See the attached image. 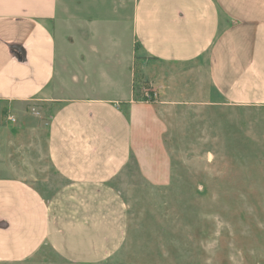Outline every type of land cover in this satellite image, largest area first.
<instances>
[{"label": "crops", "instance_id": "0c3cea01", "mask_svg": "<svg viewBox=\"0 0 264 264\" xmlns=\"http://www.w3.org/2000/svg\"><path fill=\"white\" fill-rule=\"evenodd\" d=\"M58 1L0 0V109L32 122L24 112L29 102L48 107L45 125L0 121V170L7 172L0 175V261L24 259L43 244L83 263L104 261L122 248L129 214L115 182L132 156L138 162L151 153L156 136L150 103L123 87L120 37H111L109 47L100 37L98 46H68L67 56L95 76L96 95L48 93L58 67L57 31L49 27ZM132 34L147 60L146 75L152 66H192L187 75L196 108L216 102L264 107V0H136ZM156 74L160 95L176 92L169 75ZM101 82L119 85L122 95L104 94ZM43 137L48 164L61 181L49 196L12 173L26 170L15 164ZM148 159L140 165L146 173Z\"/></svg>", "mask_w": 264, "mask_h": 264}, {"label": "rangeland", "instance_id": "374dc122", "mask_svg": "<svg viewBox=\"0 0 264 264\" xmlns=\"http://www.w3.org/2000/svg\"><path fill=\"white\" fill-rule=\"evenodd\" d=\"M135 2L59 0L58 15L49 24L57 31L59 57L48 93L52 88L60 98L96 95L95 76L67 56L68 46H98L100 37L109 47L111 37H120L123 87H131L135 100L150 103L157 118L151 153L138 162L132 156L115 182L129 214L122 248L104 261L83 263L43 244L24 259L0 264H264V107L216 102L212 108H196L192 75H187L192 66H152L146 75L147 60L132 34ZM163 71L173 80L171 96L155 88L154 75L161 79ZM100 84L104 94L122 95L119 85ZM42 103L37 99L24 107L34 122L17 115L11 122L2 107L1 125H45L48 107ZM37 144L15 164L26 170L12 173L31 179L49 196L61 181L46 159L44 137ZM144 157L149 158L148 173L140 166Z\"/></svg>", "mask_w": 264, "mask_h": 264}, {"label": "built area", "instance_id": "2783aa9c", "mask_svg": "<svg viewBox=\"0 0 264 264\" xmlns=\"http://www.w3.org/2000/svg\"><path fill=\"white\" fill-rule=\"evenodd\" d=\"M7 120H9V121H11V122H14L16 119H15V116L14 115H12V114H8L7 115Z\"/></svg>", "mask_w": 264, "mask_h": 264}, {"label": "trees", "instance_id": "16d2710c", "mask_svg": "<svg viewBox=\"0 0 264 264\" xmlns=\"http://www.w3.org/2000/svg\"><path fill=\"white\" fill-rule=\"evenodd\" d=\"M137 100V99H136ZM142 100V99H141Z\"/></svg>", "mask_w": 264, "mask_h": 264}]
</instances>
